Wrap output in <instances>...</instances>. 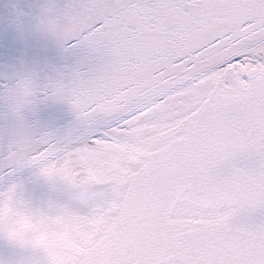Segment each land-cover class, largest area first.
Here are the masks:
<instances>
[{"label":"snow or ice","instance_id":"6c2138e0","mask_svg":"<svg viewBox=\"0 0 264 264\" xmlns=\"http://www.w3.org/2000/svg\"><path fill=\"white\" fill-rule=\"evenodd\" d=\"M9 26L0 264H264V0H37Z\"/></svg>","mask_w":264,"mask_h":264},{"label":"water","instance_id":"95a60500","mask_svg":"<svg viewBox=\"0 0 264 264\" xmlns=\"http://www.w3.org/2000/svg\"><path fill=\"white\" fill-rule=\"evenodd\" d=\"M36 2L37 0H0V66L6 63L8 58V45L14 38V33L9 24L16 7ZM30 43L36 48L42 44V41L39 38H32Z\"/></svg>","mask_w":264,"mask_h":264},{"label":"flooded vegetation","instance_id":"af4514ba","mask_svg":"<svg viewBox=\"0 0 264 264\" xmlns=\"http://www.w3.org/2000/svg\"><path fill=\"white\" fill-rule=\"evenodd\" d=\"M58 242L64 245H71L73 243V241L71 239L68 238L67 234H61L58 238H57Z\"/></svg>","mask_w":264,"mask_h":264}]
</instances>
